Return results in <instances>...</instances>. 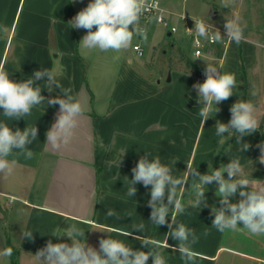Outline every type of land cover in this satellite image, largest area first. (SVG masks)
Returning <instances> with one entry per match:
<instances>
[{"label":"crops","instance_id":"crops-1","mask_svg":"<svg viewBox=\"0 0 264 264\" xmlns=\"http://www.w3.org/2000/svg\"><path fill=\"white\" fill-rule=\"evenodd\" d=\"M90 2L0 0V24L10 29L9 35L0 39V66L9 73V78L20 82L41 68L59 66L62 69V75L58 77L60 83L71 87L84 105V114L72 143L58 150L48 145L46 132L57 118L59 105L49 106L45 101L34 107L25 119L6 121L13 131L36 126L38 137L28 146L34 157H9L10 160L17 159V169L11 177H0V251L6 249L9 240L17 248L18 264H40L34 255L49 240L71 243L70 238L58 239L51 233L58 227L67 228L76 223L85 230L87 243L97 250L99 240L110 236L134 250L147 251L135 238L139 235L159 242L167 264H184L179 252L174 250L177 241L167 239L165 235L168 227H156L149 220L150 186L137 184L136 195H126L129 180L133 178L131 170L146 152L151 156L158 155L165 164L173 158L178 159L173 167L176 177L184 175L187 164L201 174H207L209 163L218 169L235 156L240 157L242 165L261 156L257 145L264 141L251 136L243 138V142L250 145L246 152L239 151L242 145L236 143L235 136L219 145L215 124L217 120L228 123L230 108L239 100H251L261 120L264 96L260 97L258 93L264 65V30L254 27L250 20L249 25H240L245 39L239 45L229 40L220 57L206 56L221 67L219 71L235 73L238 86L233 96L217 105L219 113L203 123L197 114L199 104L193 85L203 83L204 74H188L168 66L152 77L144 63L135 64L131 57L133 45H143L140 40L119 54L81 51L79 42L87 32L70 28L68 22ZM172 2L159 3L168 16L176 15L172 22L179 25H182L179 14L201 19L208 18L213 12L225 19V11H233V18L238 16L241 24L245 5V1L240 0L237 7L225 8L223 3L217 2L203 17L174 9ZM194 7L201 12V4ZM168 35L171 34L168 32ZM115 55L120 59L113 60ZM168 73L171 78L164 81ZM39 85L43 88L44 81ZM250 89H255L256 94L250 95ZM41 95L46 100L57 96L63 98L60 89L55 87L52 92L42 89ZM3 120L0 111V121ZM121 158L119 167L110 164ZM245 175L253 177L247 172ZM224 176L228 178L227 173ZM259 179L264 181V178ZM192 183L193 178H188L185 187L189 191ZM206 187L207 207H187L183 214L173 212L167 219L171 223L174 215L177 223L194 229L200 237L194 245V251L199 254L196 264H217L223 252H241L230 245L226 232L220 233L211 226L214 216L210 210L213 205L220 206V198L216 196L218 185L215 182ZM235 196L230 202L234 203ZM188 199L185 192V204ZM109 209L120 218L108 217ZM128 212H132L131 217L126 215ZM140 222L144 223L145 229L137 233L132 225ZM206 229L210 233L207 237L203 236ZM25 231L33 232L32 240L24 238ZM7 263L8 258H0V264ZM148 264H152L151 259Z\"/></svg>","mask_w":264,"mask_h":264},{"label":"clouds","instance_id":"clouds-1","mask_svg":"<svg viewBox=\"0 0 264 264\" xmlns=\"http://www.w3.org/2000/svg\"><path fill=\"white\" fill-rule=\"evenodd\" d=\"M231 3L232 0H223L225 8ZM150 8L148 0H91L68 24L70 28L86 30L87 34L79 42L82 52L119 54L132 47L136 36H141L143 41L147 42V30L146 27H141L140 21ZM193 20L194 31L199 37L207 39L209 35L215 33V42H223L220 32L214 30L208 19ZM226 20V37L239 45L245 39L239 17ZM9 33L8 26L0 24V39L6 38ZM199 55L197 53V58ZM119 59V55L113 56V60ZM206 63L204 69L206 79L203 83L193 85L199 104L197 114L203 123L219 113L220 108L217 105L233 96L234 89L238 86L235 73L221 72L218 70L221 67ZM60 75L62 69L53 66L51 69L41 68L34 71L30 78L16 82L10 79L9 73L0 66V111L5 118L0 121V177H11L17 169V159L10 160L9 157L16 155H23L25 159L34 157L28 146L38 137L36 126L26 127L24 130L17 128L13 131L6 121L25 119L31 115L34 107L45 101L49 106L59 105L57 118L46 132V142L56 150L67 148L72 143L84 114V105L71 87H64L60 83L58 79ZM40 81H44L43 88L39 85ZM54 87L60 89L63 98L57 96L46 100L41 95L42 89L52 92ZM230 113L228 123L217 120L215 124L216 136L220 137L218 143L222 146L235 136L236 143L242 145L239 151L246 152L250 145L243 142V138L258 131L260 126L257 107L251 100H239L231 106ZM257 147L261 151L259 162L264 164V143ZM124 152L125 150L121 153L122 158ZM122 158L110 164L114 163L119 167ZM177 161L178 159L173 158L170 163L165 164L158 155L151 156L146 152L131 170L133 178L129 180L126 195L134 197L137 193V184H143L146 188L150 186L149 220L156 227L165 225L168 227L169 231L165 235L167 239L170 237L177 241L174 250L179 252L184 264H196L199 254L194 251V245L199 242L200 237L194 229L188 228L184 223H177L174 215L171 216V223L167 218L173 212L177 215L183 214L187 207L195 209H200L202 205L207 207L205 189L214 182L218 185L216 196L220 198V206L211 207L210 211L214 216L211 226L220 233L245 231L251 237H264V181L248 178L239 156L232 158L226 165L222 164L218 169H214L209 163L207 174H201L197 168L187 164V170L182 177L173 175V167ZM224 173H227V179ZM188 178H193L190 191L185 187ZM238 189L241 199L238 203L230 202V198L237 194ZM185 192L189 197L187 204L183 200ZM126 215L131 217L132 212ZM107 216L120 218L111 209L108 210ZM241 224L242 227L239 226ZM132 228L139 233L144 231L145 225L140 222L133 224ZM209 234L207 229L203 232L205 237ZM51 235L58 239L66 236L71 239V243H53L49 240L46 246L34 255L40 264H148L150 259L152 264H167L159 242L139 235L135 238L141 242L142 247L148 249L147 251L134 250L130 245L110 236L99 240L97 250L87 243L85 230L76 223H71L67 228L58 227ZM23 236L27 240H32L33 232L25 231ZM11 255V248L0 251V258H10Z\"/></svg>","mask_w":264,"mask_h":264},{"label":"rangeland","instance_id":"rangeland-1","mask_svg":"<svg viewBox=\"0 0 264 264\" xmlns=\"http://www.w3.org/2000/svg\"><path fill=\"white\" fill-rule=\"evenodd\" d=\"M162 5L166 4L169 0H158ZM173 1V7L174 9H177L179 11H184L185 13H192L194 15H202L205 17L208 14L210 6L215 5L214 3H223V0H205L204 3L203 0H170ZM240 0H232V3L229 5L230 7L234 8L237 7V4ZM245 5L243 7V13L241 18V24L244 25L247 22H250L252 20V24L254 27L259 28L260 31L263 32L264 30V0H244ZM199 2V3H198ZM203 2V3H202ZM195 4H201L202 10L196 11L197 9L194 7ZM246 4L249 6L246 7ZM243 6V5H242ZM205 8V10H203ZM224 11V10H223ZM233 11L226 12L225 19H222L219 14H214L213 12L208 16V18H202L216 26H219L221 28H226L225 24L227 22L226 18L232 19ZM169 19L174 21L176 15H169ZM248 24V23H247ZM249 25V24H248ZM147 30V36L148 40L147 42L143 41V38L141 36H136L133 40V42L140 40L141 43H138L141 45V47L144 50V55L140 56L136 51H133L131 57L134 60V63H144L145 70L148 72L149 75L152 77L156 76L161 70L165 71V69H168L169 64L171 63L172 66L175 69L183 68L185 64H181V61H185L187 58L191 59L193 62L197 64H207L206 62H210L214 64V60L209 57H214V54L209 55V57L206 56H199L197 58L193 54V50L191 47L190 40L183 35L182 32L180 34L182 35H168V28L164 26L162 23L157 22L156 20L150 21L148 24ZM264 34V32H263ZM132 42V45H133ZM262 49V48H261ZM264 50V49H263ZM205 66V65H204ZM263 71L261 73V88L260 93H258V96L263 97L264 96V65L262 67ZM169 73L167 74L166 78L167 80ZM253 90L250 89V95H252ZM260 125L262 130L264 131V113L262 115V118L260 120ZM245 171L250 172V169H245ZM250 179H259V178H253L248 177ZM261 180V179H259ZM263 181V180H262ZM239 189L235 196L234 203H238L241 197L239 196ZM5 218V217H4ZM6 220V218H5ZM4 228H7V225L3 223ZM6 226V227H5ZM242 227V224L239 225ZM226 237L229 239L230 245L236 249L240 253H227L223 252L218 259L217 264H264V261H261V259H264V237H251L250 235L246 234L245 231H226ZM243 253V254H242ZM9 258H8V263Z\"/></svg>","mask_w":264,"mask_h":264},{"label":"built area","instance_id":"built-area-1","mask_svg":"<svg viewBox=\"0 0 264 264\" xmlns=\"http://www.w3.org/2000/svg\"><path fill=\"white\" fill-rule=\"evenodd\" d=\"M148 3L151 5V8L145 14V17L141 18L140 21L141 27L147 28L150 21L156 20L157 22L162 23L164 26H166L171 35L174 34L182 35L180 34V32H182L183 35L190 40L193 54L196 57H197V53L200 54L199 56H209L213 54V49L217 45L223 47L230 40L228 37H226L227 35L226 28H221L219 26H216L210 21L208 22L213 26L214 30H218L220 32L223 42H215V33L209 35L207 39L201 38L194 31L195 21L193 20L200 18H193L185 14H179L178 17L182 21V25H179L178 23L172 22L169 19L166 10L162 8L158 0H148ZM181 17H184V19H181ZM189 29H191V31ZM133 49L138 53V55L140 56L144 55V50L140 44H134Z\"/></svg>","mask_w":264,"mask_h":264},{"label":"trees","instance_id":"trees-1","mask_svg":"<svg viewBox=\"0 0 264 264\" xmlns=\"http://www.w3.org/2000/svg\"><path fill=\"white\" fill-rule=\"evenodd\" d=\"M222 46L217 45L214 49H213V54L214 56H216L217 58L221 56L222 54ZM181 64H185L184 67L179 68L177 70L183 71V72H190V74L193 75H200V74H204V69L206 68V66L201 65V64H197L195 62H193L191 59L187 58L185 61H181ZM217 66V63H214ZM170 69H175L172 64H169ZM247 136H251L260 140L264 141V131L261 128V125L259 126L258 131L247 135ZM260 157L256 156L252 159H250L249 161L245 162L243 164L245 169H250L251 171H245L247 173H249L250 175H252L253 177L256 178H264V164H261L259 162ZM6 248H11L12 249V255L9 258V263L10 264H18V258H17V248H15L11 242L9 240L6 241Z\"/></svg>","mask_w":264,"mask_h":264},{"label":"water","instance_id":"water-1","mask_svg":"<svg viewBox=\"0 0 264 264\" xmlns=\"http://www.w3.org/2000/svg\"><path fill=\"white\" fill-rule=\"evenodd\" d=\"M170 78H171V76H170V73H169V75H168V77H167V81H169V80H170Z\"/></svg>","mask_w":264,"mask_h":264}]
</instances>
